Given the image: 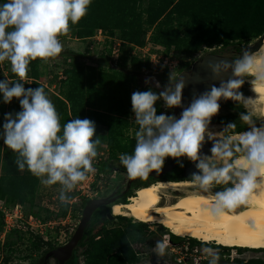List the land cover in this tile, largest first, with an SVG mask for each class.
<instances>
[{
  "label": "trees",
  "instance_id": "1",
  "mask_svg": "<svg viewBox=\"0 0 264 264\" xmlns=\"http://www.w3.org/2000/svg\"><path fill=\"white\" fill-rule=\"evenodd\" d=\"M52 7L36 5V0H0V25L4 32L16 40L26 32L27 38L37 35L42 26L58 30L59 38L69 34L79 39L90 38L100 29L112 35L116 33L119 41L143 46L146 41L162 47H172L183 58H179L175 68L180 72L188 67L185 60L204 47L219 46L240 49L243 45L258 38L264 31V0H47ZM8 19L10 22L5 23ZM112 33V34H111ZM42 51L54 57L55 44L50 41H39ZM29 40V45L33 44ZM30 46L28 47V49ZM175 56V54H172ZM76 53L70 52L65 57L73 59L70 66L62 71L57 80L61 83L58 94L51 93L49 88L38 80L37 66L40 56L30 53L24 57L16 56L5 62L7 74L0 76V90L7 84L11 103L4 111L0 105V200L7 203H28L33 206L36 198L39 179L47 171L48 158L47 136L64 129L77 128L79 135L85 129V122L92 121L106 128L104 134L107 156L99 161V171L109 180L112 173H126L131 167L153 169L160 167L162 160L158 139L144 142L140 137L127 136L123 129L132 126L135 131L157 134L158 128L152 125V119L163 111L161 107L154 112L145 108L151 117L147 123L136 121L132 115L140 113L136 104L128 98L129 84L141 69H150L148 58L131 59L130 65L123 56L116 60L111 58V49L97 56H83L78 59ZM88 61V63H87ZM128 64V66H127ZM30 79L29 82L20 77ZM171 76L170 70L160 71V82ZM8 79V82L6 80ZM151 91H155L154 88ZM29 93V98H27ZM153 93V92H152ZM156 100H152L155 104ZM252 126L238 128L232 132L245 131ZM157 137V136H156ZM233 157L237 155H254L255 146L260 147L259 140L233 139ZM63 147L58 153L59 161L74 151ZM54 157V154L52 158ZM147 184H137L135 187ZM135 193V191H134ZM125 193L121 203L134 195ZM244 191L235 189L229 198L242 199ZM87 200H81L74 208L73 215L79 220L82 207ZM64 209L56 213L64 215ZM240 206L239 208H241ZM46 215L28 210L26 214L45 220L52 213L46 208ZM132 225V218L117 215ZM101 220L98 211L91 216L83 229L68 264H79L78 256L87 253L89 245L105 229L108 222L103 213ZM141 222V221H140ZM2 219L0 212V229ZM29 234L30 251H40L41 255L54 248L44 241L34 230L21 231L14 229L19 237ZM7 234L0 244L9 245ZM179 243L189 240V247L198 241L193 237L171 235ZM220 255L211 260H202L201 264H250L247 261L230 257L228 249H250L247 247H229L214 245ZM14 254L22 250L18 247L6 249ZM264 250V249H263ZM135 256L123 257L117 264H138ZM38 259L33 263L37 264Z\"/></svg>",
  "mask_w": 264,
  "mask_h": 264
},
{
  "label": "rangeland",
  "instance_id": "2",
  "mask_svg": "<svg viewBox=\"0 0 264 264\" xmlns=\"http://www.w3.org/2000/svg\"><path fill=\"white\" fill-rule=\"evenodd\" d=\"M36 5L44 8L52 7V5L47 0H36ZM4 22L8 23L10 21L8 19H5ZM1 26H3V24L0 25V28ZM101 32H102L101 36H91L90 38L88 37L85 39H79L76 36H70L69 34H67V36L64 38H59L57 29L49 28L47 26H42L39 28L37 35L34 36L33 38H27L26 32L21 33L19 40H16L14 37H11V43H10L11 45L9 46L8 51L10 58L13 59L16 56L24 57L28 55L30 51L33 49L41 50L42 45L37 40V37H41V34L44 33V38H48L50 42H52V44H55L56 47L55 52H57L58 54L55 55L54 57H49L48 54L46 53V56L40 58L39 64L37 66L38 80L42 82L44 85H46L51 93H55V94H58V92H60L61 90L60 88L61 83H58L57 80L61 78L63 69L70 66L73 61L72 58L65 57V54H69L70 52L76 53L77 55H79L78 59H82L83 61H85V59H83V56H81L82 54L86 56L95 57L101 52L103 53L109 52V49H112V46L115 43L119 42L117 56H123L127 60V63L129 65L131 63L130 62L131 59L148 58L145 50L147 48L151 49V47L160 49L161 56H167L168 58H173V59L176 58L177 61H179V58L184 59V57H182V55L178 53L176 50H174L172 47H162L160 45H155L149 41H146L145 44L141 46L144 47L143 48L144 50L134 49L132 51L134 45L130 43L122 44V42L119 41L116 33L114 34L111 33L112 35H106L108 34L107 31H104V33L106 34H104L103 31ZM29 40L31 41L33 40L34 43L29 45ZM253 41H251L250 43H252ZM29 46L30 48L28 49ZM211 49L215 52L223 53V54H230L233 51L230 46L226 48L213 46L211 47ZM208 51L209 50L207 49L199 50V52L197 51L196 54L189 55L188 57H186L185 60L191 61L192 59H195V57H198L200 54ZM172 54H175V56H173ZM247 64L248 63H246V66ZM170 70H171V76L175 78L177 74L175 72L176 70H173L172 68ZM3 74H5V72L2 71L0 67V76ZM159 75H160V71L150 72L149 70L143 68L141 69L140 72L136 73L133 80L129 84L128 98L135 102L137 106L135 111L136 112L140 111V113L135 114V116L133 117L138 122L147 123L149 121L151 114H148L147 111H145V108L152 109L154 112H156L161 107H165L167 115L169 114V111L171 109L172 82L169 81L160 82V80L158 79ZM247 75H248V79H250V75L249 74ZM248 79H245V81H243L245 84L244 86L246 92L245 95L246 97L251 95L252 101L254 102L253 99L254 95H252L249 90L250 82H248ZM6 82H8V79L6 80ZM6 86H4V90H0V104L2 103L4 105V111L11 103V98L7 95L8 92ZM152 88H154L155 91H151ZM27 98H29V93H27ZM152 100H156L155 104L151 103ZM247 104L248 103L245 101L242 102L243 106ZM253 104L256 105L255 102ZM221 109L227 110V106H222ZM247 109L251 111L248 107ZM252 113L255 114L254 118L260 121L261 126L257 128H252L250 131H254V132L263 131L264 121L261 119V117L258 114L254 112ZM87 122L88 125H86L85 129L83 130L81 134L82 137H80V135L78 134L76 127H73L72 129H64L63 131H60L58 133L48 134L46 148L48 150V158L51 157L50 159L53 160V164L51 163L52 166L49 165L47 167V171L43 175H41L39 179V186L37 188L36 198L34 200L33 206L30 207L28 203L22 205L23 209L26 212L28 210H31L46 215L45 214L46 213L45 210L47 208L46 206L51 204L50 203L52 199L51 197H54V195L60 196L61 193L66 194V187H67L66 178L62 174V169L60 164L61 160L59 161L58 153H55V151H58L65 146L71 147L77 151H94V150L103 149V144H105L104 134L106 132V128L103 125L102 126L98 125L92 121H87ZM123 131L125 135L140 137L144 142H149L147 137L150 135H153L155 139L160 138L158 130H157V134L155 133L147 134L145 132L135 131L132 126H128L127 128H124ZM250 131L244 132V134L247 135ZM262 148L264 147H263V143L261 142L259 149ZM257 150L258 149H255V153ZM53 154L54 157L52 158ZM112 176L114 177V181L112 182L111 181L108 182L107 179H105L106 184L102 188V192H101L102 195L109 194V192L113 188H115L118 184L122 183L123 180L127 178L128 173H122L121 175L115 172L112 173ZM253 176L254 175L252 174V177ZM180 188L181 189L180 191H178L179 193L177 195L183 194V190L185 188L182 186ZM190 188L206 191L202 187L193 186ZM134 189L136 190V188L132 189L133 193L135 191ZM235 189L237 188L235 187ZM210 194L218 199L224 198L230 200V202L224 204L231 209H236L239 208L240 206L242 207L245 206V205H241L243 198L231 199L227 197H220L212 193ZM245 195L246 193L244 192V196ZM174 200L175 199H173V201ZM170 202H172V200L169 201L168 199V202L166 201L165 203H170ZM53 207L56 208L55 206ZM64 208L65 207L62 205L57 206V212H59L61 209ZM53 215L54 214H52L51 216ZM121 216L131 218L130 216H126V215H121ZM90 219L89 221H91ZM133 220L134 222L132 223V225L128 224L124 219H120V218L108 220V222L106 223V229L99 236H96L93 239L92 243L89 245L87 249V253L80 254L78 256V261L81 262L82 264H117L119 260H121L123 257L132 255L140 259L138 264H178L169 254L168 256L163 257V255L161 256L158 253V255L156 256L153 255V257H151L150 255L151 252L145 253L144 250H146L147 248L149 249L148 245L152 247L153 244L155 246L157 244L158 240L153 239L152 236L154 235V233L153 230L150 228L152 227L153 229L157 230V227L154 226V224H152L156 222H149V223L140 222L135 218H133ZM158 224L163 226L160 223ZM28 237L29 234L25 232L23 234H20V237L16 233L9 234L7 236V241L9 242V245L0 244V264H33L37 259H39V257L41 256L40 251H35V250L30 251L29 249H27V246L30 243ZM187 241L190 244L189 240H181L179 243L167 244L168 251H169V245L178 246ZM192 245L194 246L193 248H198V252L200 251L201 253H205L206 256L208 257L215 258L220 255V252L218 251L216 246H214L216 244L213 242H205V243L193 242ZM8 246L11 248L18 247L22 251L21 252L16 251L14 254H10L6 250ZM157 247L159 246L157 245ZM158 250L161 251L162 249H158ZM252 250H260V249L258 248ZM228 252L230 257L231 256L236 257L237 259L247 261L250 264H264V255L263 254L260 255L259 253L257 254L255 251H251V248L242 249V250L229 248ZM53 263L54 261L51 260L49 264H53ZM187 264H189V261Z\"/></svg>",
  "mask_w": 264,
  "mask_h": 264
},
{
  "label": "bare ground",
  "instance_id": "3",
  "mask_svg": "<svg viewBox=\"0 0 264 264\" xmlns=\"http://www.w3.org/2000/svg\"><path fill=\"white\" fill-rule=\"evenodd\" d=\"M245 72L250 75L249 90L254 95L246 97L247 107L264 121V41L247 61ZM238 140H259L264 147V130L261 132L235 133ZM225 155V154H224ZM229 159V158H228ZM227 161V160H226ZM233 166L251 172L254 176L234 186L246 193L242 208L231 209L207 191L191 189L192 181H157L136 188L125 203H113L115 215H126L141 222H157L177 236H188L202 242L223 246L251 249L264 248V148L254 155L232 158ZM182 186L183 194L175 201L159 205L161 189ZM190 188V189H189ZM162 191V190H161Z\"/></svg>",
  "mask_w": 264,
  "mask_h": 264
},
{
  "label": "flooded vegetation",
  "instance_id": "4",
  "mask_svg": "<svg viewBox=\"0 0 264 264\" xmlns=\"http://www.w3.org/2000/svg\"><path fill=\"white\" fill-rule=\"evenodd\" d=\"M246 45H243L241 48H243ZM231 48L233 50L232 53L225 54V55H230L234 57L236 56V53L241 49V48L236 49L234 47H231ZM203 49H207L209 51L200 54L198 57H195V59H192L191 61H187L188 67L184 68L180 72L175 71L177 73L175 78L170 76L168 79L165 80V81L172 82L171 84L172 94H171V109L169 111V114L167 115L165 107H163V115L159 121V125H157L158 133L160 137L163 138L165 146H166V151H167L166 161H164V163L160 165V167L164 166L166 162L169 160V158L173 155L174 163L172 167L166 172H164L159 177H152V176H147L143 174H137L133 178L130 184V187L125 192H123L126 181H127V178H126L125 180H123L122 183L118 184L115 188H113L109 192V193H112L113 197H115L114 201L110 204H105V205L99 206L98 208L94 209L91 216H93L94 213L98 211L99 216L101 217V220L104 221L103 213L106 216H107L106 213L108 211L112 213V211H110L112 204L121 203V200L123 196L125 195V193L132 191L133 188H136L135 186L137 184H148L150 182H157V181H162V182L192 181L196 183L195 185L196 187H202L207 192L215 194L220 197L229 198L232 196V194H234L235 192L234 185L231 183L225 182L219 176L213 177L212 179L204 180V179H196L193 177L188 178L185 175L186 168L192 163L200 164V165H207L210 167L232 166L231 161H232L235 150L233 148L231 140L236 139L233 135L235 133L237 134V133L248 132L252 128H257L261 126L260 121L254 118L255 114H253L251 111L247 109V105H244V106L242 105V102L245 101L246 99V95H245L246 92L244 89L245 84L243 81H245V79H248V75L245 73V66L249 58L246 59V61H244V63L242 64V67L239 72V77L231 84V90L226 93L227 95L226 99H219L214 102L200 101V102L192 103L189 105H185L183 106V109L175 110L173 108V96L175 93V82L179 74L182 71L189 69L193 65L194 62L199 60L205 54L218 53V52L213 51L211 47L209 48L204 47ZM218 54H223V53H218ZM173 70H176V68L174 67ZM248 82H249V79H248ZM232 90H234L235 94L231 93ZM222 106H227V110H222L221 109ZM190 111H196V112L203 114L204 116H211V117L209 118L202 117V119H200L199 121H196L191 118ZM248 126H252L251 129H247L245 131H240V132H232V130H236L238 128L248 127ZM194 139H198L200 146L203 145L201 150L191 147L189 140H194ZM223 139L227 140L230 146V149H231L230 152H226L223 149H220V145ZM259 148L260 147L255 146L254 149H259ZM160 167H157V168H160ZM119 174L122 175V173H119ZM112 181H114V179L111 180V182ZM174 189L175 190L161 189L162 191L160 190V194H159L160 200L158 204L159 205L164 204L166 201L168 202V199L169 201L172 200V202H173V199L176 200V198L180 196L177 194L179 193L178 191H180L181 188L180 186H175ZM102 196H105V195H102L101 193L97 195V197H102ZM112 215L113 216L111 219L119 218L113 213ZM111 219H107V220H111ZM132 222H134L133 218H132ZM152 224H154V226L157 227V230L153 229L150 226L148 227H150L153 230V233H154V235L152 236L153 239L158 240V241H157L156 246L154 244L152 245V247L148 245L149 249L147 248L144 251L145 253L151 252L150 253L151 257H153V255L155 256L158 255V253L161 256L163 255V257L168 256L169 253H168L167 244H171L176 241L171 236L173 233L166 227L159 225L157 222L152 223ZM157 245L160 248L157 247ZM54 247H57V246H54ZM158 249H162V250L159 251ZM251 251H255L257 254L259 253L260 255L261 254L264 255L263 249H260V250L251 249ZM71 255H72V250H71V254L65 260L64 264H68ZM53 264H55V261Z\"/></svg>",
  "mask_w": 264,
  "mask_h": 264
},
{
  "label": "built area",
  "instance_id": "5",
  "mask_svg": "<svg viewBox=\"0 0 264 264\" xmlns=\"http://www.w3.org/2000/svg\"><path fill=\"white\" fill-rule=\"evenodd\" d=\"M3 32V33H2ZM102 32L98 29L93 36H101ZM101 38V37H100ZM99 38V39H100ZM97 39V38H95ZM38 41H50L48 38H44V33L41 37H37ZM11 36H8L3 29L0 28V67L2 71L4 69L5 62L10 58L9 46L11 45ZM119 42L115 43L111 49L112 60L117 59ZM141 46H133V49H143ZM144 50V49H143ZM146 55L150 62V72H157L162 70H170L178 63L176 58H168L167 56H161V50L158 48H147ZM31 53L36 56L44 57L46 53L42 50H31ZM172 65V67H171ZM153 69V70H152ZM22 80L29 82L30 79L20 77ZM163 111L157 118H153L152 125H159V121L162 118ZM135 115H132V118ZM149 142H152L155 138L153 135L147 137ZM159 148L162 155L163 162L166 161L167 151L164 140L162 137L158 139ZM107 156V148L103 144V149L94 151H77L74 150L66 154L61 160L62 174L66 178L67 187L66 194L61 193L60 196L54 195L51 197V204L47 205L49 213L54 214L42 220L39 217L34 216L32 213L26 214L22 204L19 202L7 203L5 200H0V212H1V229H0V242H3L6 235L14 229L26 231L34 230L42 240L48 241L52 245L59 246L65 243L75 230L78 219L73 215V208L81 201L88 200L97 197L101 193L102 188L105 186V178L99 171V161ZM52 162H48V166ZM113 176L109 177L108 182L113 180ZM65 203L66 210L64 215L57 216V206ZM56 208H54L53 206ZM169 255L178 264H201L202 260H211L212 257L206 256L205 253L198 252V248H190L189 243L184 242L178 246L169 245ZM79 262V261H78ZM79 264H82L79 262Z\"/></svg>",
  "mask_w": 264,
  "mask_h": 264
},
{
  "label": "water",
  "instance_id": "6",
  "mask_svg": "<svg viewBox=\"0 0 264 264\" xmlns=\"http://www.w3.org/2000/svg\"><path fill=\"white\" fill-rule=\"evenodd\" d=\"M263 41L264 31L252 43H249L241 48L234 57L218 53H207L202 56L199 60L194 62L189 69L182 71L177 77L175 82V93L173 96V108L175 110L183 109V106L185 105L200 101L214 102L219 99H226V93L231 90V84L239 77L242 64L254 52L260 49ZM231 93L235 94L234 90H232ZM190 116L196 121H199L202 119V117H211L204 116L203 114L196 111H190ZM189 141L192 148L199 150L202 149L203 145L200 146L198 139ZM220 149H223L226 152L231 151L226 139L222 140ZM238 156L240 155H237L236 157ZM173 160L174 156L172 155L166 164L160 168H129L127 171L128 176L123 192H125L130 187L133 178L137 174L159 177L172 167L174 163ZM185 175L188 178L193 177L204 180L219 176L225 182L231 183L233 185L250 180L252 178L251 172L233 166V164L232 166L227 167H210L207 165L192 163L186 168ZM114 199L115 197L112 196V193L102 197L88 199L82 207L77 226L69 237L68 241L63 245L54 247L43 253L39 257L37 264H49V261L52 259L55 261V264H64L65 260L71 254V250L81 236L84 226L87 224L94 209L105 204H110L114 201ZM106 214L108 219H111L113 216L109 211Z\"/></svg>",
  "mask_w": 264,
  "mask_h": 264
},
{
  "label": "crops",
  "instance_id": "7",
  "mask_svg": "<svg viewBox=\"0 0 264 264\" xmlns=\"http://www.w3.org/2000/svg\"><path fill=\"white\" fill-rule=\"evenodd\" d=\"M88 121H89V120H88ZM86 125H88V122H87V121L85 122V127H86ZM80 137H82V135H80Z\"/></svg>",
  "mask_w": 264,
  "mask_h": 264
},
{
  "label": "clouds",
  "instance_id": "8",
  "mask_svg": "<svg viewBox=\"0 0 264 264\" xmlns=\"http://www.w3.org/2000/svg\"><path fill=\"white\" fill-rule=\"evenodd\" d=\"M183 237V236H182ZM196 239V238H195ZM259 249H263V248H259Z\"/></svg>",
  "mask_w": 264,
  "mask_h": 264
}]
</instances>
